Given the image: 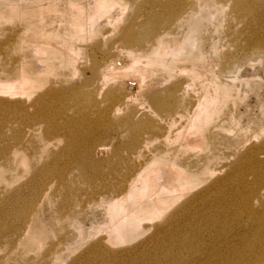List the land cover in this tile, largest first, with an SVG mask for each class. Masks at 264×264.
Listing matches in <instances>:
<instances>
[{"label": "rangeland", "instance_id": "1", "mask_svg": "<svg viewBox=\"0 0 264 264\" xmlns=\"http://www.w3.org/2000/svg\"><path fill=\"white\" fill-rule=\"evenodd\" d=\"M203 1L0 0V264H244L262 252L264 0ZM159 32L192 51L176 43L186 54L152 60L164 46L142 39ZM143 46L153 52L133 62ZM154 83L165 110L146 97ZM146 186L160 211H137L156 198Z\"/></svg>", "mask_w": 264, "mask_h": 264}, {"label": "bare ground", "instance_id": "2", "mask_svg": "<svg viewBox=\"0 0 264 264\" xmlns=\"http://www.w3.org/2000/svg\"><path fill=\"white\" fill-rule=\"evenodd\" d=\"M210 1H207V0H204L203 2H201V7H206V5H208ZM200 7V8H201ZM203 19V16L202 14H199V13H195L193 15V23L192 24H196L197 27L198 25L200 24V22L202 21ZM192 21V20H191ZM193 28V27H192ZM194 32H195V29L193 28ZM196 33V32H195ZM131 36H126L125 37V41H127V43L129 44H138L140 43V41H138L137 43H132L131 41ZM187 36V35H186ZM171 37V38H170ZM169 36H166V35H163L162 32H159V33H154L152 36L150 35L149 37H146L144 39H142V42H143V45H145V42L150 39V38H153L152 40V43H154L155 41H157L158 46L162 45L164 46L163 49H157L155 50L156 51V56H154L153 58H151L152 60H155V61H158V62H165V60L167 59V55H177L178 53H181L182 50L184 48H181L180 47V43L178 42L179 40V36L178 35H173L172 36L170 35ZM186 38V37H185ZM135 39H137V37L135 36ZM171 39V40H170ZM145 40V41H144ZM170 40V41H168ZM192 39L190 41V38H186L185 41L181 42L182 44V47H185V51L188 49V51H186L187 54H189L192 49H191V46L192 45ZM195 41V40H194ZM167 42H169V44H167ZM176 43H179V47H178V50L179 49H182L180 50L181 52H178L177 48L176 47ZM259 44H263L264 45V39H260V42ZM36 44H33L32 46H34ZM143 49H140L142 50L141 52H138V54H135L134 52L136 51H132V61L135 62L136 58L139 59V58H142L144 59L146 56H149L152 52H153V49H148L150 47L148 46H143L142 47ZM76 49V48H75ZM34 51L36 50V48L33 49ZM183 50V51H184ZM183 53V52H182ZM185 53V52H184ZM183 53V54H184ZM185 53V54H186ZM116 63V62H115ZM115 68L114 67H111L110 68V71H113V70H120V68H122V64L121 63H116L115 64ZM122 70V69H121ZM30 76V75H29ZM38 78H30L28 79V83L27 85L28 86H33L35 87L33 84L34 81L36 82ZM103 82H105V80H103ZM140 88V86H139ZM142 89V88H140ZM71 90H73V94L71 96H75L78 94V92L76 91H80V89L78 87H73ZM11 95H14L15 93H10ZM52 94V92H47L46 94L40 96L38 99H40V101L44 104L45 101H47L49 99V96ZM112 102H115V101H118L120 100V97L117 96V94L115 93H111L107 96ZM146 97L149 101L150 104H152L153 106H157L158 109H163L165 110L164 108H166V105H165V102H166V99L168 97H164V94L161 93V90L158 88V83H154V84H151L149 86V88L147 89V92H146ZM66 99V97L64 98V100ZM179 104H182L183 103V100L181 101L180 99L177 100ZM188 108V106H187ZM40 111H41V108H40ZM196 120H199L201 118H203V115L200 113V111L198 110V114L196 115ZM43 118V117H41ZM86 122V121H85ZM149 122V121H147ZM72 147H74V144L71 145ZM158 160V159H157ZM157 160H155L157 162ZM151 171H149L148 173H150ZM143 177V175H142ZM148 178V174L145 175L144 179H147ZM153 186H146V188L143 190V191H147V194L149 195H153L155 196L156 198H154V202H152L150 205L148 204H145V202L141 201V203L139 204V206L137 207V211L140 212V211H151V212H156V211H160V204H161V199L157 198V194L155 193V188H152ZM136 189V188H135ZM47 190L43 191L44 193V196L47 195L48 192H46ZM141 191V190H140ZM138 189H136V193H139L140 192ZM133 191L131 190H127L126 194H132ZM153 205V207H151ZM127 210H128V207L127 206H122L121 208H119V212H121V214L124 212L125 214L127 213ZM140 222L141 220L140 219H137L136 216L133 217L130 221V225L131 227H134V226H138L140 225ZM30 227V226H29ZM21 240V239H20ZM250 263H253V264H264V248L262 249V252H260L259 254H257L254 258L252 256L250 257H247L245 260H244V264H250Z\"/></svg>", "mask_w": 264, "mask_h": 264}]
</instances>
